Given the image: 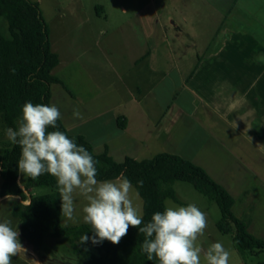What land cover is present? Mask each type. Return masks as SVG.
<instances>
[{"label": "crops", "instance_id": "obj_1", "mask_svg": "<svg viewBox=\"0 0 264 264\" xmlns=\"http://www.w3.org/2000/svg\"><path fill=\"white\" fill-rule=\"evenodd\" d=\"M133 1L114 0L111 12L100 7L107 22L113 11L138 17L136 25H129L133 34L122 41L98 40L93 46L86 24L75 36L63 26V54L51 42L60 57L54 71L63 68L76 78L72 67L79 64L82 83L75 88L53 71L69 90L53 84L51 104L53 89L60 86L63 124L69 133L84 136L96 153L108 149L118 162L179 155L204 168L232 195L234 206L238 201L254 204L256 191L264 188V63L255 62L264 53V0ZM191 4L196 5L194 14L217 21L202 50H197L196 30L183 12ZM147 6L149 17H156L175 41L172 66L168 57H154L152 19L139 18ZM169 7L182 16L169 14L167 24H161ZM106 30L99 29V35H107ZM75 110L81 118L73 116ZM119 118L127 122L125 128Z\"/></svg>", "mask_w": 264, "mask_h": 264}, {"label": "trees", "instance_id": "obj_2", "mask_svg": "<svg viewBox=\"0 0 264 264\" xmlns=\"http://www.w3.org/2000/svg\"><path fill=\"white\" fill-rule=\"evenodd\" d=\"M1 18L8 22L10 37L0 29V119L15 129L25 102L51 105L52 85L61 84L68 88L62 79L53 74L60 57L52 49L50 26L40 4L32 0H0ZM126 123L118 119L121 128H125ZM57 130L85 147L98 161V180L115 179L123 173L131 181L144 200L145 222L150 221L154 212L163 211L167 199L181 203L173 185L177 181L188 182L217 202L222 213L217 227L223 234L232 236L244 257L264 253V240L254 236L247 223L234 214V198L204 168L170 153H159L144 160L127 157L118 162L108 149L96 153L84 136L69 133L61 119L57 122ZM20 152V147L10 142L0 153L1 195L21 199L14 205L12 213L19 220L21 235L29 244L39 248L49 237H67L74 251L90 264H158L155 258L149 261L147 255L141 253L144 235L131 226L118 245L105 240L98 243L100 255L87 251L85 247L94 233L88 224H62L61 198L55 178L46 173L36 180L30 178L25 187L20 184ZM138 181H143V185L140 186ZM39 186L51 187L53 191L27 195L25 189ZM83 235L89 237L88 242H81ZM257 264H264V261Z\"/></svg>", "mask_w": 264, "mask_h": 264}, {"label": "clouds", "instance_id": "obj_3", "mask_svg": "<svg viewBox=\"0 0 264 264\" xmlns=\"http://www.w3.org/2000/svg\"><path fill=\"white\" fill-rule=\"evenodd\" d=\"M255 62L264 63V53ZM73 116L81 118V113L75 110ZM60 119L61 113L54 104L25 102L17 128L9 127L5 134L21 149L20 173L32 180L46 173L55 178L61 215L67 220L75 221V195L84 198L82 219L94 233L93 244L107 240L118 245L131 226L144 235L141 253L149 261L155 258L158 264H202L203 253L204 264H229L230 252L221 242L212 243L206 250L197 244L207 227L206 214L197 205H166L145 222L143 210L134 203L131 181L123 173L115 179L98 180V161L85 147L57 130ZM138 184L142 186L143 181ZM88 240L87 235L81 238L82 243ZM22 251L26 249L17 227L7 219L0 222V264H12V257Z\"/></svg>", "mask_w": 264, "mask_h": 264}, {"label": "rangeland", "instance_id": "obj_4", "mask_svg": "<svg viewBox=\"0 0 264 264\" xmlns=\"http://www.w3.org/2000/svg\"><path fill=\"white\" fill-rule=\"evenodd\" d=\"M38 2L43 11L44 17L48 22L51 29V42H53V49L59 52H64L65 50V31L63 26H69L72 30L71 34L81 35L82 24L85 26V34L87 35V40L95 45V41H100L105 44L107 41L118 38L122 41V37L125 34H133L130 30L129 25H136L138 17H122L117 11H113L109 14L108 22L101 13L100 7H107L108 11L111 12V7L114 0H32ZM151 0H138L140 5L148 4ZM162 0L151 1L154 4L159 5ZM125 3H134L133 0H124ZM136 3V2H135ZM200 5V4H199ZM149 7L147 6V11L145 16H139L140 19H152V39L151 46L153 48L154 57L159 55L169 58V66H172V54L171 45L174 44V40L171 35L164 34V26L160 27V24L156 22V17H149ZM199 7L206 8L207 6L200 5ZM196 8V5H190L184 7L183 12L187 14L190 25L192 29L196 30L194 42L197 44V50H202V45L208 39V35L212 34V31L216 30L217 21L212 18V22L207 16H199L194 14L192 10ZM191 11V12H190ZM169 14L174 18H181V14H176V10L169 7L165 12V15L161 17V24L166 25L168 21ZM93 27V29H90ZM121 27V28H120ZM105 28L108 31L107 35H99V29ZM0 29L5 36L10 37L9 25L5 18L0 19ZM121 29V30H120ZM83 30V31H85ZM193 32V31H192ZM66 52V51H65ZM79 64L72 67L74 73H78L75 77H71L66 73L63 68L54 71V74L63 78L66 82L68 80L71 85L75 87H81L82 79L79 74ZM77 72H76V71ZM76 88V87H75ZM60 86L54 87V100L53 104L59 108L63 106L61 104L63 93L60 91ZM61 110V109H59ZM63 114V113H62ZM63 116V115H62ZM9 128L5 122L0 119V153L4 147L9 145L10 141L7 139L5 130ZM151 156L150 158H152ZM147 159V158H146ZM144 160V159H143ZM264 168V161H263ZM30 178L25 177L22 173L19 179L20 184L25 187L26 183ZM3 179L1 177L0 168V222L7 219L10 220L12 226L19 232V240L23 247L26 249L25 252H20L17 256L12 257V264H90L83 256L76 253L72 247L71 242L67 237L52 238L49 237L44 242L43 246L36 248L29 244L21 235L19 220L13 215V207L16 203L20 202L19 197L12 196L11 199H6L1 195V185ZM133 185V184H132ZM134 191V203L139 205L145 214V204L141 197L138 189L133 185ZM173 189L176 192L178 199L181 203L174 201L173 199H167L166 205H180L186 206L187 204L197 205L201 211L206 214L207 217V227L204 234L200 236L197 240V244L204 250H206L212 243L221 242L224 247L230 252L229 264H257L260 261H264V253H259L256 255L248 254L243 256L236 245L233 242L232 236L229 234H223L217 227L218 222L222 219V213L220 207L215 200L210 199L199 190H197L192 184L184 181H177L173 185ZM28 196L31 195H43L49 194L53 191L51 187L39 186L31 187L25 189ZM135 193H138L136 195ZM256 200L253 201V207L247 202H237L233 207V212L236 216L245 221L248 225L249 231L257 238L264 240V188L258 189L256 191ZM25 203H28L26 201ZM75 221L67 220L64 216L62 217V224L65 226L81 225L85 224L83 222V212L82 208L86 201L83 197L75 195ZM243 204H248L244 207ZM255 206V208H254ZM242 209V214L241 210ZM87 251H90L96 255H100L99 245L93 244L91 241L85 247ZM201 261L203 262V253L201 254Z\"/></svg>", "mask_w": 264, "mask_h": 264}]
</instances>
